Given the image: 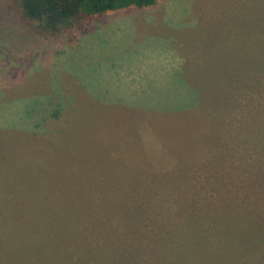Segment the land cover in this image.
I'll list each match as a JSON object with an SVG mask.
<instances>
[{
  "label": "rangeland",
  "instance_id": "rangeland-1",
  "mask_svg": "<svg viewBox=\"0 0 264 264\" xmlns=\"http://www.w3.org/2000/svg\"><path fill=\"white\" fill-rule=\"evenodd\" d=\"M263 12L264 0H157L73 36L0 27V264H20L6 219L93 210L111 196L103 179H152L132 173L157 152L187 157L191 173L169 178L204 184L202 202L256 201L264 72L244 68L258 45L242 24L256 33Z\"/></svg>",
  "mask_w": 264,
  "mask_h": 264
},
{
  "label": "trees",
  "instance_id": "trees-1",
  "mask_svg": "<svg viewBox=\"0 0 264 264\" xmlns=\"http://www.w3.org/2000/svg\"><path fill=\"white\" fill-rule=\"evenodd\" d=\"M156 2L0 0L1 33L20 29L18 35L27 40L73 36L107 12ZM247 20L242 24L244 36L255 38L258 54L244 68L258 76L264 72V12L256 33ZM258 143L261 152L254 165L259 183L245 189L261 196L246 206L238 207L237 194L221 197L219 204L202 202V183L169 178L191 173L187 157L157 152L144 170L132 173L133 179L141 174H152V179L112 185L103 179L98 187L111 196L98 198L93 210L89 206L86 213L9 218L11 226L19 225L20 234L5 233L3 238L11 250H19L20 264H259L264 259V118ZM151 161L159 165V173H151L157 170L150 167Z\"/></svg>",
  "mask_w": 264,
  "mask_h": 264
}]
</instances>
